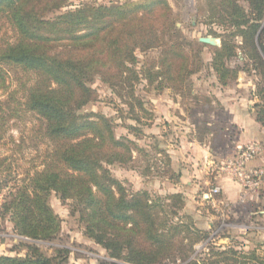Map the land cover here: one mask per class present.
<instances>
[{"label": "trees", "instance_id": "obj_1", "mask_svg": "<svg viewBox=\"0 0 264 264\" xmlns=\"http://www.w3.org/2000/svg\"><path fill=\"white\" fill-rule=\"evenodd\" d=\"M207 1L214 4L210 10L222 28L221 33L211 32L220 38L219 46H211L210 63L219 82L225 84L234 75L224 60L238 48H244L264 72V0ZM69 4L68 0H0V18L12 31V39L0 44V177L11 170L1 149L8 143L20 150L29 140L41 157L19 184L8 188L2 210L17 234L52 240L60 228L49 204L54 193L82 223L84 234L109 256L130 264L160 263L175 256L172 241L189 226L168 220L166 210L146 192H126L108 165L131 160L130 145L135 143L115 136L110 117L83 107L95 99L96 77L132 94L134 83L141 80L155 83L157 90L163 89V81L171 82L177 88H164L181 91L193 74L188 67L193 69L200 57L194 56L189 64L186 53L172 40L182 38L164 0H143L133 9L125 3ZM196 44L198 52L205 46ZM155 48L159 67L152 59L138 68L137 51ZM257 93L255 120L264 127V86ZM11 126L22 127L18 140L9 133ZM8 182L0 178V186ZM182 197L174 193L166 201L175 204ZM25 249L24 256L1 255L0 264L66 261L62 249L52 255L34 245ZM213 249L221 262L227 253L238 256L232 249Z\"/></svg>", "mask_w": 264, "mask_h": 264}, {"label": "rangeland", "instance_id": "obj_2", "mask_svg": "<svg viewBox=\"0 0 264 264\" xmlns=\"http://www.w3.org/2000/svg\"><path fill=\"white\" fill-rule=\"evenodd\" d=\"M68 1L71 7L125 3L133 9V5L143 0ZM164 1L175 18L182 38L181 42L177 38L172 40L186 53L189 64L194 56L200 57L193 69L188 67L193 72L190 79L185 81L189 85L182 87L181 91H175L164 88L173 84L163 81V89L157 90L155 83L149 85L141 80L134 83L132 94L126 87H110L96 77L92 82L95 99L86 104L83 110L110 117L114 123L115 136H122L135 143L136 146L130 145L131 160L108 165L111 175L126 192H146L150 200H155L166 210L168 220L189 226L188 229L181 228L183 231L172 241L171 251L175 256L156 264H215L220 261L212 254L215 246L235 250L238 255L227 253L225 261L218 264H264V181L258 188L245 190L236 177L222 171L230 175L241 188L237 201L232 204L224 202L223 194L213 180L208 178L210 173H199V170H204L200 163L203 157H193L192 151L183 149L180 144L181 140L191 141L193 138L215 149L212 164L215 168L220 165L216 162L234 160L238 151L230 146V142L233 137L238 140L242 138L245 135L244 128L237 132L238 127L222 120L228 117L224 105L241 116L250 113L255 120L254 104L259 102L257 91L264 86V72L254 66L244 48H238L233 56L224 60L226 66L235 71L234 75L225 84L220 83L210 68L213 52L211 46L220 45V38L211 32H222L218 17L215 13L212 16L210 10V5L214 4L207 0ZM205 36L215 38L217 46L203 43L205 46L198 52L197 48L200 47L196 42L201 43L198 38ZM9 39H12V31L0 18V44ZM235 40L239 42V39ZM183 42L184 45L181 44ZM158 52V48L147 52L137 51L138 68L153 60L155 66L159 67ZM13 74L10 71L11 77ZM12 84H15L13 80ZM138 100L141 104H138ZM21 128L11 126L9 133L18 140ZM254 141L264 148V127ZM1 149L6 154L7 162L11 163V170L10 174L4 171L0 177L1 180H9L6 186H0V256H24L25 246L34 245L46 255H52L59 249L64 250V264H130L109 256L104 248L89 239L83 232L82 223L70 214L67 203L62 202L54 193L49 196V204L60 221L56 237L52 240H31L17 234L1 205L8 188L19 184L26 170L38 165L41 157L37 156L29 140L23 142L20 150L13 149L12 143ZM189 155H192V159ZM256 158L260 165H264V152L253 156V159ZM211 167L207 166L209 171ZM187 181L190 182L188 185ZM213 188L218 191L213 192ZM174 193H180L183 197L171 204L169 200L166 201V197ZM159 215L162 216V213ZM203 235L206 236L203 238Z\"/></svg>", "mask_w": 264, "mask_h": 264}, {"label": "crops", "instance_id": "obj_3", "mask_svg": "<svg viewBox=\"0 0 264 264\" xmlns=\"http://www.w3.org/2000/svg\"><path fill=\"white\" fill-rule=\"evenodd\" d=\"M241 104L242 103H240V104L238 103V105H241ZM224 107H225V115L228 114V117L226 119H222V120L225 122L233 124L234 127H238L237 132L239 131V129L243 130V128H244V134H245L244 135L245 137L243 136L242 138H239V140L235 139V137H233V140L231 142H230V140H228L230 143H232L230 146H232L233 149L238 151V148L245 145V144L257 142V141H254V139H256L258 137V132L263 131V127H261L254 120V118L250 116V113H245V116H246L245 117V116H241L240 113L235 114L234 111L228 110V108L225 105H224ZM200 118H202V117H200ZM218 119L220 120V117ZM203 120L207 121L206 119H203ZM219 120H217V121H219ZM208 125H209V123H208ZM248 127H249V130H248ZM190 140L191 141L181 140L180 144H182L183 149L185 148V149L192 151L191 154L193 155V157H197V155L203 157V159L200 161V163L203 165L204 170H199V173H203V175L207 174L208 172L210 173V176L208 178H210V180H213L216 187H218L219 191L223 194V197L225 200L224 202H229L232 204L233 201H237L239 199V194L241 191L240 186L237 184L236 181L233 180V178L230 175H228L225 172H222L218 168H215L214 165H212L214 163V161H213L214 154H216L214 151L215 149L209 148L208 146H206V144H203L196 139L194 140L192 138ZM260 152L263 153L264 148H261ZM192 155L191 156L189 155L190 159H192ZM258 160L259 159H257V158L253 159V157H252L251 160L247 163V166H259L260 164L258 163L259 162ZM225 161H226V159L222 160V163H221V161L216 162V163H220V165H222L225 163ZM208 165L212 166L210 171L207 168ZM220 165H217V166H220ZM205 180H203V183H205ZM189 183L190 182L187 181V185ZM200 183L201 182H198V184H200ZM213 187H215V186L213 185ZM191 188L193 189V187H191Z\"/></svg>", "mask_w": 264, "mask_h": 264}, {"label": "built area", "instance_id": "obj_4", "mask_svg": "<svg viewBox=\"0 0 264 264\" xmlns=\"http://www.w3.org/2000/svg\"><path fill=\"white\" fill-rule=\"evenodd\" d=\"M260 151L261 147L256 143L245 144L238 148L237 157L234 160H227L217 168L236 177L237 182L245 190L258 188L264 181V165L247 166L246 163ZM212 191L217 192L218 189L213 188Z\"/></svg>", "mask_w": 264, "mask_h": 264}, {"label": "water", "instance_id": "obj_5", "mask_svg": "<svg viewBox=\"0 0 264 264\" xmlns=\"http://www.w3.org/2000/svg\"><path fill=\"white\" fill-rule=\"evenodd\" d=\"M198 40L201 43L217 46V40L215 38H213V37H208V36L199 37Z\"/></svg>", "mask_w": 264, "mask_h": 264}]
</instances>
